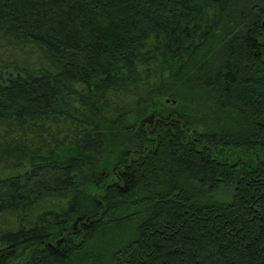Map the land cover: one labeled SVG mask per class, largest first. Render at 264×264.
Masks as SVG:
<instances>
[{
	"label": "trees",
	"instance_id": "1",
	"mask_svg": "<svg viewBox=\"0 0 264 264\" xmlns=\"http://www.w3.org/2000/svg\"><path fill=\"white\" fill-rule=\"evenodd\" d=\"M0 264H264V0H0Z\"/></svg>",
	"mask_w": 264,
	"mask_h": 264
},
{
	"label": "rangeland",
	"instance_id": "2",
	"mask_svg": "<svg viewBox=\"0 0 264 264\" xmlns=\"http://www.w3.org/2000/svg\"><path fill=\"white\" fill-rule=\"evenodd\" d=\"M197 97L190 98V101L187 102L188 106H184V109L188 112H191L193 116V119H195L196 122L201 123L202 118H205L206 114L203 112H200L199 108L196 107ZM165 103L167 107L172 106H179L180 102L178 104L174 99H165ZM175 103L177 105H175ZM185 104V103H184ZM143 117L142 112L138 113L137 115L130 117L125 122V127H131L138 124L140 119ZM127 137L125 148H123V151L118 152L117 154H111L109 156H102L97 160V165L89 169L86 173V184L83 187V193L85 195V202L87 205L91 206L92 199L96 198L98 199L103 190L104 187L107 185H110L115 179H114V173H113V166L115 165L118 158L130 148V137L128 135H125ZM124 137V136H123ZM231 198L230 191L226 190V188H220L218 189L212 196L211 200L215 202H221L226 203L229 202ZM129 200V199H128ZM121 203V202H119ZM121 205H126L122 204ZM127 230V229H126ZM93 250L95 247L92 248ZM96 255V254H95ZM103 258V257H101Z\"/></svg>",
	"mask_w": 264,
	"mask_h": 264
}]
</instances>
